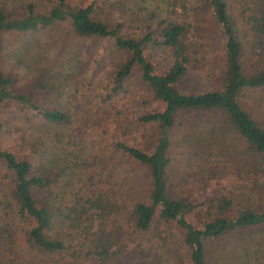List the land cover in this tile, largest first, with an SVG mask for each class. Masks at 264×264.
Masks as SVG:
<instances>
[{
    "label": "trees",
    "instance_id": "trees-1",
    "mask_svg": "<svg viewBox=\"0 0 264 264\" xmlns=\"http://www.w3.org/2000/svg\"><path fill=\"white\" fill-rule=\"evenodd\" d=\"M0 264H264V0H0Z\"/></svg>",
    "mask_w": 264,
    "mask_h": 264
},
{
    "label": "rangeland",
    "instance_id": "rangeland-1",
    "mask_svg": "<svg viewBox=\"0 0 264 264\" xmlns=\"http://www.w3.org/2000/svg\"><path fill=\"white\" fill-rule=\"evenodd\" d=\"M131 1V0H129ZM206 48L207 50H211L210 53L215 55V64H217V62L221 61V40L220 37L218 35L217 29L215 27V25L213 26L210 23H206ZM6 42H7V46H6V50L7 48H9L12 45H15V38L14 35H8L5 38ZM40 40L42 42V46L44 48V53L47 56H57L59 58L63 57L64 53L66 51L69 50V48L71 46H73V43L78 44V47H80V50H92V49H96L98 52L103 53V55L106 54V56L109 54L111 57H114L116 59H119L121 57V53L119 52H115L112 48V46L109 43L104 42L102 39H98V38H76L73 35H71L68 32V29L66 28L65 25L60 24L56 27H53L51 29H48L42 33H40ZM72 44H71V43ZM62 48V52L59 53L60 49ZM8 52V51H7ZM59 53V54H58ZM216 53L219 54V58L216 59ZM153 58L158 62V66L161 67L162 63H164L162 57H163V52L158 51V50H154L153 54H152ZM162 56V57H161ZM217 61V62H216ZM206 68L201 69V71L204 73L203 77L206 75L205 73ZM200 74H190L188 75L184 80V86L187 87V89H198V88H202L204 86H212L215 85V81L212 79H207L206 80H202V78L200 77ZM194 82V83H193ZM214 87H217V85H215ZM130 95L132 97L135 96V98L137 99H144L146 98L147 100L150 99V96H147V92L144 91V88H142L140 85L138 86L137 82H134V84L132 83L131 86V91H130ZM129 100L130 105H131V101L130 99H125ZM136 101V100H134ZM133 101V102H134ZM152 101H150L151 104ZM149 105V104H148ZM135 106V105H132ZM154 131V128H147L144 130L143 132V136L140 137L141 143L143 145H147L151 140V136L152 133ZM141 169V168H138ZM142 170V169H141ZM143 172H137L134 173L132 177L134 176V174L137 176L139 180V183H144L147 182V176L144 173V170H142ZM134 191L137 190V186L133 187Z\"/></svg>",
    "mask_w": 264,
    "mask_h": 264
}]
</instances>
